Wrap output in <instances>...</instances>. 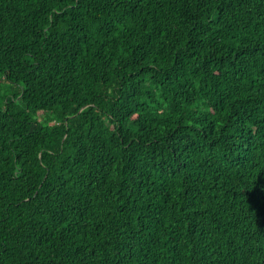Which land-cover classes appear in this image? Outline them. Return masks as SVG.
<instances>
[{"label": "trees", "instance_id": "trees-1", "mask_svg": "<svg viewBox=\"0 0 264 264\" xmlns=\"http://www.w3.org/2000/svg\"><path fill=\"white\" fill-rule=\"evenodd\" d=\"M0 264H264V0H0Z\"/></svg>", "mask_w": 264, "mask_h": 264}]
</instances>
